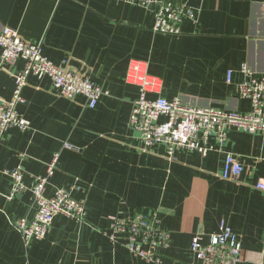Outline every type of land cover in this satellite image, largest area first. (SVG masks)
Here are the masks:
<instances>
[{"label":"crops","instance_id":"obj_1","mask_svg":"<svg viewBox=\"0 0 264 264\" xmlns=\"http://www.w3.org/2000/svg\"><path fill=\"white\" fill-rule=\"evenodd\" d=\"M173 1L195 13L177 35L153 32L154 9L125 0H0V28L39 41L46 59L54 65L67 60L106 92L90 109L82 95L61 96L47 76L26 78L17 110L30 127L0 138V264H150L103 235L116 217L136 214L169 234L160 251L169 264H198L192 238L208 239L221 221L241 240L238 264H264V194L253 187L264 179V136L232 130L224 152L206 157L145 148L128 126L138 87L126 83L129 65L142 62L158 84L150 100L161 95L192 107L249 112L236 84L243 65L264 74V0ZM24 66L22 59L0 62L1 100L11 99L13 75ZM64 143L73 148L63 149ZM226 153L242 166L236 180L221 178ZM55 155L44 196L75 186L72 197L83 203L84 221L57 215L44 240L24 243L14 224L33 218L29 188ZM14 169L22 171L27 189L10 196L13 182L4 171Z\"/></svg>","mask_w":264,"mask_h":264},{"label":"built area","instance_id":"obj_2","mask_svg":"<svg viewBox=\"0 0 264 264\" xmlns=\"http://www.w3.org/2000/svg\"><path fill=\"white\" fill-rule=\"evenodd\" d=\"M145 9L153 7L154 23L152 31L164 35H177L181 24L194 18V11L178 5L173 0H125ZM0 62L13 64L18 59L25 62L24 68L13 75L14 90L9 101L0 99V138L11 128L21 132L29 129L30 123L19 114L17 107L24 104L22 89L29 75L47 76L61 96L72 99L77 95L85 97L87 106L95 109L106 92L80 72L69 67L64 60L54 65L42 55L39 41H24L14 29L0 28ZM243 79L236 84L241 99L249 101L251 109L247 113L218 110L211 107H192L183 104L179 98L171 100L159 95L148 99L149 94L159 93L156 80L149 76L144 63L132 62L126 73V83L136 85L139 95L132 103L128 126L135 132L145 148L163 145L170 157L174 151L184 149L206 157L211 152L223 153L230 131L235 130L250 135L264 136V74H255L246 65L241 67ZM232 83V72L226 74V84ZM164 119V121H160ZM63 149L73 147L64 143ZM58 155L46 166V175L36 177L29 188L35 201V213L31 220L18 219L14 227L24 243L44 240L53 219L63 215L78 223L85 217L82 202L73 199L75 186L59 188L53 196H44L45 186L55 171ZM242 166L237 159L226 153L221 169L223 180H236L242 174ZM13 182L10 196L26 190L20 169L4 171ZM264 194V179L253 186ZM75 188V189H74ZM103 235L112 243H120L134 257L150 264H169L160 254L168 246L170 237L155 221L143 214L133 217H116ZM123 237V238H122ZM123 239V240H122ZM190 251L198 264H238L241 240L224 222L219 223L218 233L203 239L197 234L192 238Z\"/></svg>","mask_w":264,"mask_h":264},{"label":"water","instance_id":"obj_3","mask_svg":"<svg viewBox=\"0 0 264 264\" xmlns=\"http://www.w3.org/2000/svg\"><path fill=\"white\" fill-rule=\"evenodd\" d=\"M151 8H153V7H151Z\"/></svg>","mask_w":264,"mask_h":264}]
</instances>
